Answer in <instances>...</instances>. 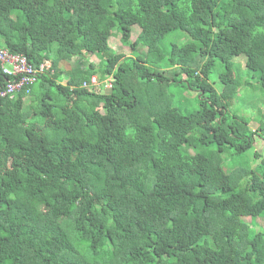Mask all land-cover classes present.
Returning a JSON list of instances; mask_svg holds the SVG:
<instances>
[{
    "label": "trees",
    "instance_id": "16d2710c",
    "mask_svg": "<svg viewBox=\"0 0 264 264\" xmlns=\"http://www.w3.org/2000/svg\"><path fill=\"white\" fill-rule=\"evenodd\" d=\"M3 50L38 78L2 95L0 58V264H264V157L226 168L264 145L239 106L264 91V0H0Z\"/></svg>",
    "mask_w": 264,
    "mask_h": 264
},
{
    "label": "rangeland",
    "instance_id": "374dc122",
    "mask_svg": "<svg viewBox=\"0 0 264 264\" xmlns=\"http://www.w3.org/2000/svg\"><path fill=\"white\" fill-rule=\"evenodd\" d=\"M141 28L139 26H134L133 27V32H132V37H131V42H134L136 40V38L138 37L139 35V32H140ZM106 35L108 36V39H109V42H110V45L115 49V51H117L118 53H124L126 55H135L136 53H139L141 55H145L146 52H147V48L146 47H142V46H139L136 51L134 52L132 47L130 45H126L122 42V39H121V33H119L117 30H113V31H110V32H107ZM175 34H170L169 35V38L171 37H174ZM184 39V38H183ZM89 57L90 61L96 63V65H99L101 62H104L106 57L104 56H100L99 54H95V55H88L87 58ZM244 61L245 59L244 58H240V61L241 62V67L243 68L244 67ZM76 62V58H73L72 60H66V61H63L61 63V67H60V71L59 72H62L63 73V79H62V82L63 83H67V80H68V75H65L69 69L72 68V65ZM50 64H51V61H47L46 63V67L49 69L50 68ZM155 65H157L156 63H154ZM84 65H87V63H84ZM161 67V65H160ZM213 76L211 77L212 78V82H215L216 81V84L215 86L218 88L219 85L218 83L220 82L219 81V77L218 75L216 74H212ZM215 77V78H214ZM112 79L111 78H108V79H104L103 81V91L106 92V93H109L111 90H112ZM177 91H179V103L185 107H193V105H198V101L195 100V97L196 96V92H193L191 90H182L181 88H178ZM255 97V98H254ZM191 99V102H190V99ZM256 99V100H255ZM253 100V101H251ZM256 101V103H258L255 106L253 105H250V104H253L254 102ZM240 102V103H239ZM239 106L241 104V111H243V115L244 114H248L251 118H252V125L253 127H256L257 123L255 122L256 119L255 117L258 115V114H262L264 112V91H253V89H249L247 91V94L246 95H241L239 97ZM235 105H238L237 103ZM103 111V109H102ZM235 111V110H234ZM260 112V113H259ZM254 149H252L251 151L249 150V155H243V156H240V155H235V156H232L231 158V161H228L226 163V168L228 170H231L232 168L235 167V165H239L242 161H249V162H253L255 159L252 155H256L258 156L260 159L262 157H264V145L259 142L255 143L254 144ZM256 148V149H255ZM253 157V158H252ZM255 163V161H254ZM246 220L248 222H252V224H257L258 226L261 225L264 227V220L262 218H246Z\"/></svg>",
    "mask_w": 264,
    "mask_h": 264
},
{
    "label": "built area",
    "instance_id": "2783aa9c",
    "mask_svg": "<svg viewBox=\"0 0 264 264\" xmlns=\"http://www.w3.org/2000/svg\"><path fill=\"white\" fill-rule=\"evenodd\" d=\"M0 58L3 60V63H11L13 65L12 70H6L5 72L15 75L16 79L9 82L7 85L6 91L2 92V95H6L14 91L15 89L20 88L25 82H34L38 78V70L31 67L25 57L15 55L8 50H3L0 52ZM29 75H32L30 77ZM104 81V80H103ZM103 81L100 82L98 77L95 75L92 77L91 82H85V87H94L103 84ZM112 83V82H111Z\"/></svg>",
    "mask_w": 264,
    "mask_h": 264
}]
</instances>
